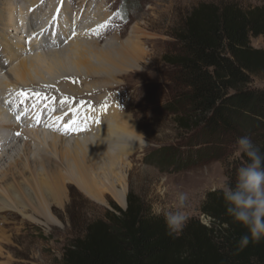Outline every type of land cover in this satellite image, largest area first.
Returning a JSON list of instances; mask_svg holds the SVG:
<instances>
[{"label": "rangeland", "instance_id": "obj_1", "mask_svg": "<svg viewBox=\"0 0 264 264\" xmlns=\"http://www.w3.org/2000/svg\"><path fill=\"white\" fill-rule=\"evenodd\" d=\"M46 1H40L39 4H43L37 13L40 20L38 19L32 27L26 26L31 19L32 12L31 9L29 12L24 11L26 0L8 1L16 6L14 14L17 17L18 26L25 27L24 32H22L24 35H31L29 30L34 28L37 30L45 23L46 31L49 30L57 41L53 46L45 47V50L46 48L62 50L63 54L61 53V55L65 58L67 54L77 55V46L83 45L82 43L85 45L81 47L91 51L95 48L94 46L102 48L108 40L120 44L124 40H129L136 46L137 50L141 51L139 56H130L123 61L117 60L115 57L113 63L107 60L99 63L95 57H90V60L94 61L93 68L101 70L102 72L99 74L103 76L96 74L97 78H87L86 83L77 86L85 89L86 86L93 84L102 85L106 92L97 91L94 96H85L84 99L78 98L72 103L64 104L61 110L62 112H69V116L74 112L77 115L80 113L89 115L91 112H95L96 127L99 126L100 128L113 122L119 114L120 116H128L133 120L132 123L137 134L136 140L140 143V147L132 151L130 149L131 144L123 143L129 144L124 145L127 149L125 152L130 149L128 153L119 151L117 153L116 149H114L115 151L111 149L113 152L108 151L107 154L92 150L87 156L90 159H96L94 170L103 179V172L106 168L113 171L111 179L116 185H118L117 175L120 176L121 174L124 177L126 187L124 204H119L104 189L100 200L92 198L74 181L68 179L65 180V197L62 205H53L51 208L53 216L59 223L46 224L34 214H32L34 219H26L18 213L0 212V229L9 235L7 241H0V264H57L61 259L63 247L77 236L82 235L81 229L87 222L101 216L106 209H112V203L122 209L125 208L126 195L129 190L141 196L151 209L153 204L159 203L170 210H175L177 194L186 193L188 199L185 207L181 210L188 216V219L196 217L203 223H207L209 219L201 214L200 205L207 192L223 190L228 185L230 166L232 161L239 156L234 154L235 142L232 140L228 144L227 138L222 143L208 147L207 152H199L194 149V146L188 147L186 145L189 141V133L178 129L174 116L168 108L179 94V89L175 87L172 66L164 60V56L172 54L173 42L175 41L172 36L174 28L200 2L217 5L234 3L243 8H248L259 6L264 3V0ZM51 3L53 10L49 8L47 13V7ZM95 15L94 20L97 23H99L98 18H101L103 20L101 24L108 22V26L103 28L104 30L94 36L93 39L91 34H87L90 36L87 39L84 33H80V30L86 24V20H93ZM61 19L64 20L62 24H65L66 29L60 30L56 27V22L61 21ZM75 20L76 23L72 25L71 23ZM28 39V37L25 39L26 44L30 42ZM76 42L81 44L77 45ZM250 44L253 48H264L262 37H251ZM42 50L41 48L34 52ZM27 55L28 53L22 54L20 58ZM14 61H11L6 67L14 64ZM67 69L71 70L70 73L77 74L73 67L67 66L60 75L65 74V72L68 73ZM43 76L49 81H53L49 75L43 74ZM107 76L109 77L107 78ZM253 84H264V77H256ZM58 85L63 86L61 82ZM118 86L125 91L123 92L125 98L120 101L116 96L112 99L109 96L110 94L113 95L110 93L111 90H115ZM51 90L55 91V88ZM37 92L34 91V93ZM43 94L46 95V98L42 95L44 104H47L48 95L46 92ZM100 97L108 99V101L105 100L106 102L100 103L102 106L96 104ZM22 107V103H20L19 107L13 111L14 117L20 114ZM127 139L133 141L134 135L127 134ZM156 151L159 152L155 154ZM100 155L107 161L106 164H103L104 159H100ZM106 155L112 157L110 163ZM116 157L121 160L116 159ZM62 161L63 170L68 173L67 157L64 156ZM91 165L92 163L89 166Z\"/></svg>", "mask_w": 264, "mask_h": 264}, {"label": "trees", "instance_id": "obj_2", "mask_svg": "<svg viewBox=\"0 0 264 264\" xmlns=\"http://www.w3.org/2000/svg\"><path fill=\"white\" fill-rule=\"evenodd\" d=\"M172 36V54L164 60L179 94L168 108L178 129L189 133L186 145L207 152L247 134L264 153V84H253L264 77V48L250 44L251 37L264 40V3L243 8L200 2ZM246 162L243 155L232 161L228 185ZM199 210L207 223L191 217L173 239L163 217L129 190L125 209L112 203L87 222L57 264H264V238L238 250L248 230L226 214L223 190L207 192Z\"/></svg>", "mask_w": 264, "mask_h": 264}, {"label": "bare ground", "instance_id": "obj_3", "mask_svg": "<svg viewBox=\"0 0 264 264\" xmlns=\"http://www.w3.org/2000/svg\"><path fill=\"white\" fill-rule=\"evenodd\" d=\"M8 1L0 0V212L18 213L26 219H34L32 216L34 214L46 224L59 223L53 216L51 208L53 205H62L65 197V180L68 179L74 181L92 198L100 200L103 191L107 190L119 204H124L126 191L124 177L121 174L117 175L116 185L111 179L113 171L106 168L103 179L94 170L96 159L87 156L92 150L107 154L108 151L113 152L111 149H116L117 153L118 151L128 153L130 149L133 151L139 148L140 143L136 140L133 120L119 114L113 122L100 128L96 127L95 112L89 115L87 113L77 115L74 112L69 116V112L61 110L64 104L72 103L78 98L94 96L97 91L106 92L102 85L93 84L86 86L85 89L77 86L86 83L87 78H97L96 74L103 76L99 74L101 70L93 68L94 61L90 60V57H95L99 63L104 60L113 63L115 57L123 61L130 56H139L141 51L129 40H124L122 44L108 40L102 48L94 46L92 49L94 54L91 53L92 50L81 47L85 45L82 43L83 45L77 46V55L67 54L64 58L61 55L62 50L60 52L57 49H44L57 43L49 30L46 31L45 23L37 30L35 28L29 30L30 34L34 35L32 37L22 33L25 27L17 24V17L14 14L16 6ZM40 1L26 0L24 11L32 10L31 19L26 26L32 27L39 19L37 13L43 6L39 4ZM47 8V13L49 8L53 10L52 3ZM95 18L96 15L93 20H86V24L80 30L87 39L90 37L87 34H91L93 39L104 30L96 28L103 20L98 18L97 23ZM63 21L61 19L56 22V27L60 30L66 29ZM75 23L76 20L71 24ZM9 30L13 32L10 33ZM27 37L29 44L25 43ZM41 48L42 51L34 52ZM25 53L28 55L20 58ZM13 60L15 63L7 68L6 66ZM67 66L73 67L77 74L70 73L71 70L67 69L68 73L60 75ZM43 74L49 75L53 81H49ZM60 82L63 86L58 85ZM43 87H48L47 91ZM53 88L55 91L51 90ZM42 91L48 95L47 104H44ZM123 92L124 89L118 86L111 90L110 93L113 95L109 96L111 99L116 96L120 101L125 98ZM105 100L108 101L100 97L96 104L99 105ZM20 103L23 106L21 112L14 117L13 111ZM127 134L134 135L133 141L127 139ZM123 143L131 144L127 152L124 145L129 144ZM64 156L68 161V173L63 170ZM99 158L104 159L102 155ZM106 158L110 163L112 157L106 155ZM116 159L121 160L119 157ZM106 163L104 159L103 164ZM8 239L9 235L0 229V241Z\"/></svg>", "mask_w": 264, "mask_h": 264}, {"label": "clouds", "instance_id": "obj_4", "mask_svg": "<svg viewBox=\"0 0 264 264\" xmlns=\"http://www.w3.org/2000/svg\"><path fill=\"white\" fill-rule=\"evenodd\" d=\"M234 154L245 156L247 162L237 169L235 183L223 188V199L226 214L248 230L239 240L238 250H243L250 242L258 244L264 238V153L246 134L235 140ZM187 199L186 193H178L175 210L159 203L152 205V215L163 217L166 235L173 239L188 222V216L181 210Z\"/></svg>", "mask_w": 264, "mask_h": 264}, {"label": "snow or ice", "instance_id": "obj_5", "mask_svg": "<svg viewBox=\"0 0 264 264\" xmlns=\"http://www.w3.org/2000/svg\"><path fill=\"white\" fill-rule=\"evenodd\" d=\"M108 26V22H105L104 24H101L98 26V29H102V28H106ZM21 95H26L24 93H21ZM64 101H62L63 103ZM17 119H19V117H17Z\"/></svg>", "mask_w": 264, "mask_h": 264}, {"label": "water", "instance_id": "obj_6", "mask_svg": "<svg viewBox=\"0 0 264 264\" xmlns=\"http://www.w3.org/2000/svg\"><path fill=\"white\" fill-rule=\"evenodd\" d=\"M125 207H126V205H125ZM125 209V208H124Z\"/></svg>", "mask_w": 264, "mask_h": 264}]
</instances>
